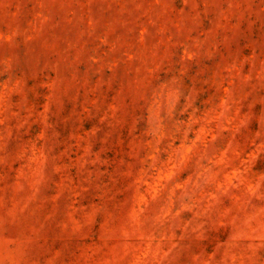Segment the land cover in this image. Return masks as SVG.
I'll return each mask as SVG.
<instances>
[{
  "label": "rangeland",
  "instance_id": "rangeland-1",
  "mask_svg": "<svg viewBox=\"0 0 264 264\" xmlns=\"http://www.w3.org/2000/svg\"><path fill=\"white\" fill-rule=\"evenodd\" d=\"M0 264H264V0H0Z\"/></svg>",
  "mask_w": 264,
  "mask_h": 264
}]
</instances>
